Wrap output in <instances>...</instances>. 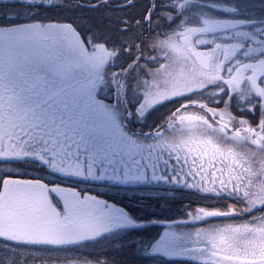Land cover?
<instances>
[{"label": "snow or ice", "instance_id": "obj_1", "mask_svg": "<svg viewBox=\"0 0 264 264\" xmlns=\"http://www.w3.org/2000/svg\"><path fill=\"white\" fill-rule=\"evenodd\" d=\"M97 182L225 203L128 239L156 221L63 186ZM102 240L264 264V0H0V264H113L76 254Z\"/></svg>", "mask_w": 264, "mask_h": 264}, {"label": "rangeland", "instance_id": "obj_2", "mask_svg": "<svg viewBox=\"0 0 264 264\" xmlns=\"http://www.w3.org/2000/svg\"><path fill=\"white\" fill-rule=\"evenodd\" d=\"M183 102V101H181ZM176 104H166L154 112L147 120V125H153L159 122L160 113L165 114L170 109L174 110ZM223 105H221L222 107ZM245 119L253 120L258 119L251 114H245ZM140 127V125H137ZM145 131L148 127L144 128ZM33 176L37 175L36 172L32 173ZM65 187H75L78 191H82L85 194L96 195L101 197L100 199L107 200L109 203H114L117 207H124L126 210L133 212L141 217H149L155 223H145V230H142L139 235L134 237H128V239H150L154 236H158L165 230V227L173 220L182 221L186 219L184 213L190 211L191 208L213 205L215 207H221L225 201H221L220 204H216L215 201L205 200L200 193L194 190H176L173 191L174 186L170 185H157L151 189H144L140 191H134L126 188H115L110 185L97 183H81L77 184H64ZM163 197L164 199H156ZM231 203V201H228ZM191 206L189 208L188 206ZM259 213H257L258 215ZM185 230L183 225L180 229ZM81 256H96L100 255L101 259L108 258L113 261V264H154L153 261L145 260L133 249L125 247L121 250H117L114 246L110 245L107 241H100L99 243L89 244L81 249L79 253Z\"/></svg>", "mask_w": 264, "mask_h": 264}, {"label": "trees", "instance_id": "obj_3", "mask_svg": "<svg viewBox=\"0 0 264 264\" xmlns=\"http://www.w3.org/2000/svg\"><path fill=\"white\" fill-rule=\"evenodd\" d=\"M153 115V114H152ZM161 115H163L162 113H160V115L159 116H161Z\"/></svg>", "mask_w": 264, "mask_h": 264}]
</instances>
